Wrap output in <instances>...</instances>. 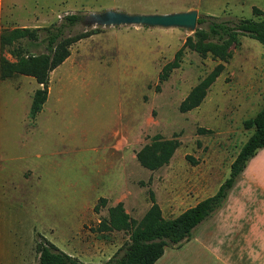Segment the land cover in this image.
Here are the masks:
<instances>
[{"label": "rangeland", "instance_id": "rangeland-1", "mask_svg": "<svg viewBox=\"0 0 264 264\" xmlns=\"http://www.w3.org/2000/svg\"><path fill=\"white\" fill-rule=\"evenodd\" d=\"M191 8L220 20L264 17V0H0V29L48 27L67 13L82 18L104 10ZM81 18L65 33L91 29ZM188 36L195 38L178 27H100L74 43L71 58L50 72L47 99L34 118L32 95L41 84L19 74L0 80V264H39L38 234L67 254L100 264L122 255L129 242L128 231L99 227L110 206L121 202L138 221L153 195L170 218L215 193L253 132L244 120L264 105V45L241 35L227 61L186 47L180 65L160 81L163 65ZM21 44L30 53L45 51L41 41ZM3 55L15 60L7 51ZM218 63L224 68L200 105L180 111L191 88ZM156 134L177 139L179 146L167 164L150 170L136 152ZM236 184L235 216L245 236L234 243L251 264L264 245V237L249 234L264 218V191L243 178ZM196 247L194 242L185 250ZM206 256L209 264H219Z\"/></svg>", "mask_w": 264, "mask_h": 264}, {"label": "trees", "instance_id": "trees-1", "mask_svg": "<svg viewBox=\"0 0 264 264\" xmlns=\"http://www.w3.org/2000/svg\"><path fill=\"white\" fill-rule=\"evenodd\" d=\"M253 13L261 15L262 11L253 7ZM81 16L78 13H67L59 23L48 27H15L0 29V80L14 75L33 77L41 88L35 90L30 105L29 115L34 118L43 107L48 94L49 73L60 65L70 54V46L94 33L100 27L84 29L73 34H66L65 28L74 25ZM206 23V25H204ZM43 31L44 37H40ZM195 38L188 36L179 48L172 61L163 65L159 80L167 79L169 73L180 65L183 50L188 47L202 56L211 54L221 61L231 57L232 45L239 43V37L246 35L264 45V17L236 18L220 20L210 15H199L196 22ZM22 40L44 43V52H27ZM9 52L14 61L8 60L3 52ZM224 65L218 63L201 81L191 88L180 102L179 109L186 112L200 105L208 87L222 72ZM245 128H253V132L240 147L236 157L230 164L229 176L219 185L213 195L198 201L175 217L165 218L155 202L141 217L135 220L125 212L121 202L108 208V218L99 223L102 230H124L129 233V242L122 255H115L100 264H154L163 254L165 247H179L188 241L193 230L205 219L219 209L247 162L257 151L264 148V105L252 117L244 120ZM202 132L208 131L200 128ZM179 146L177 139H164L159 134L136 152L138 162L150 170L167 164ZM105 198L99 202L104 205ZM98 209V204L94 210ZM36 251L39 264H93L84 262L76 256L61 251L55 244L38 234Z\"/></svg>", "mask_w": 264, "mask_h": 264}, {"label": "crops", "instance_id": "crops-1", "mask_svg": "<svg viewBox=\"0 0 264 264\" xmlns=\"http://www.w3.org/2000/svg\"><path fill=\"white\" fill-rule=\"evenodd\" d=\"M72 45L70 46V50ZM71 56L72 53L70 52L69 56L62 63L67 62ZM239 177L243 178V180L252 181L260 190L264 191V148L259 149L256 155L248 160L244 170L237 177V181L228 190L222 206L193 230L188 241L179 247H165L163 254L154 264H188V262L189 264H209L206 255L210 256L212 262L216 259L219 264H245L243 252L234 243L235 240H239L245 236L243 224H240L239 219L235 216V209L238 208L240 202L235 191L237 187L236 182H239ZM254 198L256 199L255 196ZM199 230L200 232H198ZM249 234L257 240L264 237V218L258 219L253 228L249 230ZM194 242L197 243L198 247L195 248V251L187 252L185 247ZM259 251L254 255V260L251 264H260L261 262L263 264V244H261ZM183 253L186 254L185 258Z\"/></svg>", "mask_w": 264, "mask_h": 264}, {"label": "water", "instance_id": "water-1", "mask_svg": "<svg viewBox=\"0 0 264 264\" xmlns=\"http://www.w3.org/2000/svg\"><path fill=\"white\" fill-rule=\"evenodd\" d=\"M198 11L195 8L169 13L132 14L117 10L84 13V28L141 25L150 27H178L195 32Z\"/></svg>", "mask_w": 264, "mask_h": 264}]
</instances>
